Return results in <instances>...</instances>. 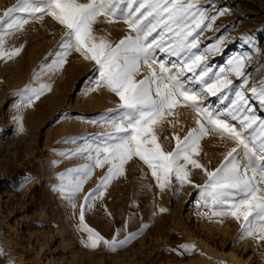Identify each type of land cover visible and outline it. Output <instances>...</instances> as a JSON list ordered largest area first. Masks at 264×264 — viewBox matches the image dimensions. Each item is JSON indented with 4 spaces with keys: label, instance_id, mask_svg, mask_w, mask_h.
Masks as SVG:
<instances>
[{
    "label": "rangeland",
    "instance_id": "obj_1",
    "mask_svg": "<svg viewBox=\"0 0 264 264\" xmlns=\"http://www.w3.org/2000/svg\"><path fill=\"white\" fill-rule=\"evenodd\" d=\"M17 3L0 0V15ZM199 4L216 19L210 28L197 30L199 47L192 51L204 56L203 63L214 72L226 69L233 57L248 58L247 84L230 75L233 91L225 90L228 99L218 102L209 96L205 103L223 111L235 99L233 93L243 90L252 109L264 118V104L251 94V88L264 80V0ZM19 15L29 22L5 37V48L22 51L11 60L0 59V264H237L230 258L233 253L249 264H264V241L244 236L241 222L232 216L217 214L229 205L206 199L203 186L208 177L202 169L189 166L191 183L181 185L173 178L162 191L147 165L134 157L123 175L89 201L90 209L84 198L98 188L109 165L95 167L81 192L59 190L68 184L60 180L62 173L72 170L79 179L84 166L93 164L94 151L81 149H95L117 135L113 124L123 109L115 93L99 86L95 62L71 51L66 63L59 65L66 51L64 26L47 15L42 19ZM94 31L113 45L135 35L123 18L109 22L105 16L99 17ZM217 45L219 50H214ZM156 58L169 64L178 59L159 51ZM150 71L142 66L137 79ZM41 85L51 90L27 106L25 90ZM198 119L191 108L177 107L155 129L164 150H174L175 136L183 139L198 128ZM229 122L239 130L237 121ZM199 145L194 159L208 171L220 167L228 152L240 147L215 131L203 136ZM82 206L85 222L106 239L124 240L135 234L134 238L115 251L103 243L87 247V233L79 221Z\"/></svg>",
    "mask_w": 264,
    "mask_h": 264
},
{
    "label": "snow or ice",
    "instance_id": "obj_2",
    "mask_svg": "<svg viewBox=\"0 0 264 264\" xmlns=\"http://www.w3.org/2000/svg\"><path fill=\"white\" fill-rule=\"evenodd\" d=\"M20 13L41 19L51 16L64 26L67 32L62 46L66 51L59 65L66 63L71 51L95 62L99 86L115 93L123 109L119 120L113 124L117 135L110 136L108 142L95 149H81V152L94 151L95 155L90 156L93 164L84 166V175L79 179L72 176V170L62 173L60 180H68V184H62L60 191L67 188L72 194L81 192L95 167L109 165L98 188L84 198L85 206L90 209L89 201L94 200L112 179L123 175L125 165L134 157L147 165L162 191L171 185L173 178L181 185L191 183V166L202 169L208 177L203 186L206 199L210 198L213 204L229 205L226 212L217 214L232 216L241 222L244 236L264 241V118L252 109L243 90L233 93L235 99L229 101L223 111H214L205 103L209 96L217 97L218 102L228 99L225 90L233 91L230 75L242 78L247 84L248 75L244 69L248 58L233 57L228 60L226 69L214 72L211 66L203 63L204 56L192 51L199 47L197 30L210 28L216 19L207 14L199 0H18L0 15V59L11 60L22 51L21 48H5V37L22 30L29 22ZM101 16L109 22L123 18L135 35L126 36L113 45L94 31ZM214 50H219V45ZM158 51L178 59L171 64L158 61ZM153 65H157L159 71ZM142 66L151 70L150 75L138 80ZM190 81L195 83L190 84ZM46 90H51L49 85L27 88V106L39 100ZM251 94L264 104V80L251 88ZM177 107L191 108L201 117L197 120L199 127L191 129L183 139L175 136L174 150L165 151L155 129L173 115ZM230 120L238 122L239 130ZM210 131L240 146L229 151L225 161L213 171L194 159L199 155V141ZM79 221L80 229L87 233V247L97 248L103 243L115 251L135 236L131 234L124 240L106 239L85 222L84 206ZM183 247L192 249L195 246Z\"/></svg>",
    "mask_w": 264,
    "mask_h": 264
},
{
    "label": "bare ground",
    "instance_id": "obj_3",
    "mask_svg": "<svg viewBox=\"0 0 264 264\" xmlns=\"http://www.w3.org/2000/svg\"><path fill=\"white\" fill-rule=\"evenodd\" d=\"M230 258L237 264H249L247 259L237 256L235 253H233Z\"/></svg>",
    "mask_w": 264,
    "mask_h": 264
}]
</instances>
